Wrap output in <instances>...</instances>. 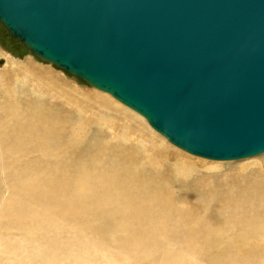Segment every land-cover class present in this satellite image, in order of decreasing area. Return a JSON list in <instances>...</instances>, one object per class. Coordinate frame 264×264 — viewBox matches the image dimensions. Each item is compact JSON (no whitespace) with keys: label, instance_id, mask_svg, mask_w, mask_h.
I'll use <instances>...</instances> for the list:
<instances>
[{"label":"bare ground","instance_id":"bare-ground-1","mask_svg":"<svg viewBox=\"0 0 264 264\" xmlns=\"http://www.w3.org/2000/svg\"><path fill=\"white\" fill-rule=\"evenodd\" d=\"M37 111L0 132V264L264 263V162L188 182L190 162L160 168V151L176 154L151 133L138 166L131 148H105L98 137V147H82L55 110Z\"/></svg>","mask_w":264,"mask_h":264},{"label":"water","instance_id":"water-1","mask_svg":"<svg viewBox=\"0 0 264 264\" xmlns=\"http://www.w3.org/2000/svg\"><path fill=\"white\" fill-rule=\"evenodd\" d=\"M0 24L191 156L264 154V0H0Z\"/></svg>","mask_w":264,"mask_h":264},{"label":"rangeland","instance_id":"rangeland-1","mask_svg":"<svg viewBox=\"0 0 264 264\" xmlns=\"http://www.w3.org/2000/svg\"><path fill=\"white\" fill-rule=\"evenodd\" d=\"M2 32L4 31L1 28L0 35H3ZM101 97H106L108 100H110V102L130 112V114H132L135 118H128V116L125 114V116H123V113L118 112L115 107H110L109 105L100 102L99 99ZM30 111H37L41 115L44 114L45 117L50 113V111L55 112L56 114L54 113L53 116L57 118L62 124L64 128V134L68 135V133H70V136L68 135V137L73 139L74 142L78 145L82 144V147H84V145L86 144L85 146L94 148L95 145L99 144V141L101 146L104 147L106 145L105 148H108L107 144L108 146L114 147L116 149H123L125 147L131 148L138 155L140 154L138 159L136 157L137 160H141V162H137L138 166H140V164L142 165L143 161L141 159L142 151H144L142 150V148H148L147 145L149 144L148 141L150 140V136L147 135V132L149 134L151 133L157 139V141L156 139L153 140L155 141L157 146H159V142H164V144L166 143L164 145L165 148L176 154V156H173L171 154H168L167 151L159 152V158H161V167H159L164 169L161 170H167L170 172L173 169L172 167L176 166V163L178 164L181 161L190 162L192 166L191 168H188V170H186L187 173H190L189 175H186L188 177L186 181L188 182H193L196 177L203 176V174L212 175V177H224L227 174H247L251 172L252 169L255 168V166H257L259 163L264 162V154L249 159L230 162L210 161L191 156L169 144L166 139H164L149 126L147 121L142 116H140L130 108L122 105L114 98H112L109 94L100 92L90 87L86 83L78 80L77 78L57 69L54 65L40 60L28 50H26L22 56H14L10 52L5 50L0 43V132L1 130H3L2 132L10 130L12 131L11 127L17 124V122L24 123L27 119L28 114L29 116H31ZM75 111L78 114L75 113ZM72 115L73 118L75 116L76 117L73 119ZM50 117L51 116L48 115V118ZM78 117H80L81 119ZM23 118L25 119V121ZM71 122L72 124H74H70ZM85 122L87 123V125ZM126 123H131L132 127H130V129L134 131V133L127 134L126 131L124 132L123 129L127 127ZM66 127L70 132H68V129H66ZM77 128H79V130ZM77 130L79 131L78 135L80 136L78 138L76 137L78 136ZM113 131L115 132L114 134ZM139 132L144 135L143 138L142 136L139 137ZM119 134H122L120 137L122 139L116 140L115 138H117V135ZM67 135H65V138L67 137ZM95 137H98V141ZM88 138L93 139L91 143L90 141H88ZM94 138L96 141L94 140ZM84 139H86L88 142ZM138 139H141L142 141ZM122 141H124L125 143ZM135 142L136 144H138V147L136 146ZM111 143L117 144L118 146H113V144ZM134 146H136V149L134 148ZM95 147H98V145ZM1 150L2 147L0 146V152ZM34 154L38 156L37 153H32L30 154L31 156H29L35 157ZM171 165L172 167H170ZM164 166H166L167 169ZM177 166L181 167V165ZM174 169L172 170V172H175ZM0 180V185H2L1 190L4 195L3 198H5L7 193H4L3 191V179L0 178ZM12 238H17V236L12 235Z\"/></svg>","mask_w":264,"mask_h":264},{"label":"trees","instance_id":"trees-1","mask_svg":"<svg viewBox=\"0 0 264 264\" xmlns=\"http://www.w3.org/2000/svg\"><path fill=\"white\" fill-rule=\"evenodd\" d=\"M0 26L4 31L2 32L3 35H0V43L2 44V47L14 56H22L27 49L13 39L1 24Z\"/></svg>","mask_w":264,"mask_h":264}]
</instances>
